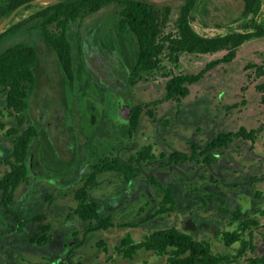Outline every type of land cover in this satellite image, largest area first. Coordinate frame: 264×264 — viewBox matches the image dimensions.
Returning a JSON list of instances; mask_svg holds the SVG:
<instances>
[{
  "label": "flooded vegetation",
  "instance_id": "obj_1",
  "mask_svg": "<svg viewBox=\"0 0 264 264\" xmlns=\"http://www.w3.org/2000/svg\"><path fill=\"white\" fill-rule=\"evenodd\" d=\"M78 93L84 105L79 112H70L79 116L78 122L70 118L63 132L54 108L51 114L42 106L33 116L26 98L27 105L14 111L6 104L5 93V105L0 107V115L3 111L7 116L0 122V264H86V253L83 260L74 254L92 245L88 237L84 240L87 234L94 236V247L104 257L100 264H117L115 253L132 258L125 253L124 235L108 238L111 227L124 229L136 243L140 240L130 234L132 221L151 211L152 222H147L148 216L140 221L144 237L160 225L157 219L163 223V217L170 226L193 232L188 220L181 218L184 205L197 216L211 205L222 220H231L238 191L250 193V202L239 210L241 216L264 213V207L258 208L259 200L264 202V152L255 136L240 133L243 127L209 128L203 119L196 122L190 116L188 122L182 118L184 105L165 110L160 101L141 105L134 116V105L129 104L123 116L117 92L106 100L102 94ZM110 113L112 125L105 121ZM82 119L89 123L80 124ZM221 134L229 136L218 142ZM17 144L24 153L16 152ZM229 172L241 179L232 180ZM248 179L259 180L263 192L252 194ZM167 190L172 195L167 197ZM89 204L97 208L99 220L78 213ZM260 224L262 234L264 223ZM251 237L252 252L262 253Z\"/></svg>",
  "mask_w": 264,
  "mask_h": 264
},
{
  "label": "rangeland",
  "instance_id": "obj_2",
  "mask_svg": "<svg viewBox=\"0 0 264 264\" xmlns=\"http://www.w3.org/2000/svg\"><path fill=\"white\" fill-rule=\"evenodd\" d=\"M5 1L0 0V5ZM56 1L64 4L71 2V0H54L45 4L26 5L16 13L12 21V23L21 21L22 26L17 31H9L0 37V50L16 42L32 44L37 49L38 58L34 68L36 82L27 98L29 111L33 116L38 114L42 106L49 107L51 114V110L54 108L58 111L54 116H56V121H59V132H63L66 130L65 127L70 118L71 120L74 119V122H78L79 116L70 115V112H79L81 105H84L77 97L78 91L85 90L92 94H102L104 100L117 92L120 94L118 101H121L123 106V116L128 114L129 104L140 107L147 103L152 106L153 102L160 101L159 104L165 110L171 105H184L185 111L182 118L185 121L189 122L191 117L196 122L203 119L205 122L201 123H205L209 128L219 126V128L238 130L239 127H243L247 130H255L254 136L258 142V149L264 152V146L261 143L264 141V69L262 74H258L257 71L258 66L264 68V35L245 41L237 48L236 55L232 60L214 65L197 82L188 84V94L182 102L180 100L177 102L174 99L166 98V80L172 74L198 72L208 61L220 58L226 51L182 53L178 63L170 61L164 55L159 69L143 74L136 79L134 84H131L128 78L136 59L137 45L133 36L118 30L120 5L117 2H112L104 5L95 13L71 21L68 25V33L74 44L76 73L75 88L71 89L55 51L45 39L41 29V18L35 16V12L41 7ZM149 1L160 9L166 5L171 7L170 20L165 31L172 30L180 6L185 0ZM248 18L249 16L242 14V0H199L193 12L192 24L199 33L214 35L231 30H242L243 24ZM256 18L258 21L264 22V3ZM50 27L52 28L54 25ZM4 98L5 92L0 89V107L5 105ZM88 105H90V101L86 103V106ZM200 110H204V112L201 113ZM5 114L6 112L1 111L0 122H3L7 117ZM85 119L89 120V117ZM111 120L112 113L105 118V121L111 123L110 125L113 124ZM81 121L80 124H87L88 122L83 119ZM90 126L91 131H93V126L91 124ZM246 180L247 178L244 182ZM262 181L264 182L263 178ZM246 184L247 182L244 183V185ZM250 184L252 194L263 188V184H260L257 179H253ZM261 192L263 191L261 190ZM259 201L258 208L264 207V202ZM251 216L258 219V225H250L245 231L244 237L247 239L251 233L253 242L255 241L254 244L256 246L262 245L263 249L260 247L262 253L249 250L243 258L227 264H251L246 259L247 257L264 254V232L261 234L260 231L263 229L260 223H264V213H254ZM241 217L243 219L251 218L246 215ZM224 222L225 224L220 226L218 238L210 241L212 249L214 252L221 253L235 252L240 243L235 242L230 246L226 245L221 234L223 231L236 228L238 220L225 219ZM142 227H140L139 232L130 229V234L134 240L138 241L144 238L146 232ZM73 228L77 230L78 226ZM124 234V229L111 227L108 238L113 241ZM89 236L93 237L94 240V236L88 234L84 236V240L88 237L89 239L86 241H89ZM220 242L225 247L220 246ZM93 243L94 241H91L92 245L89 246L90 243H88L85 249L77 250L75 253L77 255L74 254L75 259L83 260L86 253L88 256L86 264H100L104 257L100 251L96 250ZM152 253L148 254V250L141 248L133 254L134 258L130 256L132 259L120 257L117 253H115V258L117 264L161 263L163 260L166 261L165 254L157 253L156 255L154 251Z\"/></svg>",
  "mask_w": 264,
  "mask_h": 264
},
{
  "label": "trees",
  "instance_id": "obj_3",
  "mask_svg": "<svg viewBox=\"0 0 264 264\" xmlns=\"http://www.w3.org/2000/svg\"><path fill=\"white\" fill-rule=\"evenodd\" d=\"M28 0H6L0 5V21L15 7ZM117 2L118 30L134 37L137 45L136 59L130 70L129 82L134 84L143 74H148L162 65L165 55L170 61L178 63L182 53H215L225 50L220 58L208 61L198 72L172 74L165 83L166 97L179 100L189 90L188 83L196 82L204 76L207 70L220 62L232 60L237 48L245 41L264 35V22L258 21L256 16L262 9L264 0H242V14L249 16L243 24L242 30H231L223 34L204 35L193 26V12L199 0H185L180 6L174 20V28L165 31L170 20L171 7L166 5L162 9L156 7L149 0H71L70 3L54 2L43 6L35 12L41 18V29L47 43L55 51L58 60L67 76L71 89L75 88L74 44L68 33L71 21L95 13L104 5ZM28 6H32L28 4ZM0 32V37L7 32H15L22 26V22L12 23ZM54 25V27H50ZM38 52L34 45L16 42L0 50V89L6 93V104L14 111H20L27 105L26 98L36 82L34 68L37 64ZM258 74L263 73V67H257ZM264 88V85H263ZM138 107L134 105V114ZM136 119V117H135ZM242 134L254 137L255 130H240ZM228 134H221L218 138L226 139ZM16 152L24 153L21 144H17ZM167 197L172 195L166 191ZM78 213L90 220H99V213L95 205L89 204L79 208ZM232 220H238V225L232 230L223 231L221 236L226 245L239 242L235 252H214L211 242L198 239L191 234L168 227L157 229L146 235L142 240L131 243L130 236H125L123 244L127 256H132L139 248L165 254L163 264H227L243 258L249 250H253L251 233L246 239L245 231L250 225H257L255 218L243 219L237 209ZM104 220L99 221L102 224ZM135 252V253H134ZM251 264H264L263 256L246 258ZM59 264H82L81 262H60ZM152 264V263H149Z\"/></svg>",
  "mask_w": 264,
  "mask_h": 264
},
{
  "label": "crops",
  "instance_id": "obj_4",
  "mask_svg": "<svg viewBox=\"0 0 264 264\" xmlns=\"http://www.w3.org/2000/svg\"><path fill=\"white\" fill-rule=\"evenodd\" d=\"M228 176L232 180H235V181L241 179L239 174L235 173V172H229ZM258 190L261 191L262 189L260 188ZM258 190L256 191V193L260 194V192H258ZM218 193H220V192H218ZM248 194H250V193H242L239 191L237 192V194L235 196L236 203H237L236 209L242 210L244 205H246L250 202V195H248ZM251 196H252V194H251ZM186 202H188V201H184V203H186ZM184 207H185L184 209L186 212H184V214L181 215V218H182V220L187 219L188 220V228L193 229L192 230L193 232L185 230V231H187V233L191 234L195 238L205 239V240H210V241L215 240L216 237L218 238L219 231L221 230L220 226L225 224L224 220L221 219V215L219 213L215 212V210L213 208H210L208 206L207 207L204 206L203 209L201 210V214L199 216H197L196 214L193 213L194 209H192L191 206H188V204H187V205H184ZM203 210H205V212ZM150 212L151 211L145 212V214H143L144 215L143 217L135 219L134 221H132V228L137 230V232H139L140 227H142V224L140 221L146 219ZM151 217H153V219H154L153 214L150 215V217L148 216V218H151ZM153 219L151 218V220L148 219V221L147 220L146 221L152 222ZM156 221H157V225L160 224L157 226V229H165L168 227H175V226H170L167 222V219L164 217H163V223L159 219H157ZM179 227L181 228V226H179ZM182 230L184 231V229H182ZM126 235H128V234H126ZM126 235L124 234V236H126ZM128 236H130V235H128ZM206 236H209V237H206ZM256 238L258 239L259 237H256ZM92 240H93V238L90 237V241H92ZM220 246L225 247L222 242H220ZM259 247L262 248V245ZM150 253L153 254L151 250L150 251L148 250V254H150ZM156 255H157V253H156ZM163 263H165L164 260L161 263L153 262L152 264H163ZM144 264H149V263L145 262Z\"/></svg>",
  "mask_w": 264,
  "mask_h": 264
},
{
  "label": "water",
  "instance_id": "obj_5",
  "mask_svg": "<svg viewBox=\"0 0 264 264\" xmlns=\"http://www.w3.org/2000/svg\"><path fill=\"white\" fill-rule=\"evenodd\" d=\"M54 0H28L26 2L21 3L17 7H15L5 18L0 21V32L8 25L11 19L16 15V13L24 6L28 4H39V3H49ZM133 257V255L131 256Z\"/></svg>",
  "mask_w": 264,
  "mask_h": 264
}]
</instances>
